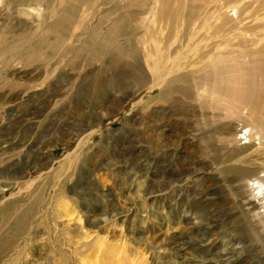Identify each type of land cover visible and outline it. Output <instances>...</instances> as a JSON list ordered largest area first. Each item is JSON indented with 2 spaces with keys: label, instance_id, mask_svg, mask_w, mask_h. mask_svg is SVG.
Segmentation results:
<instances>
[{
  "label": "rangeland",
  "instance_id": "1",
  "mask_svg": "<svg viewBox=\"0 0 264 264\" xmlns=\"http://www.w3.org/2000/svg\"><path fill=\"white\" fill-rule=\"evenodd\" d=\"M79 1L91 11L63 19ZM47 5L43 19L29 13L44 0L0 6V52L32 44L18 64L0 55V229L30 197L40 201L0 264H264V228L252 219L259 210L219 170L228 152L223 113L166 106L143 84L150 72L143 25L129 15L136 7L114 14L107 0ZM108 37H118V50L97 53ZM37 46L47 58L25 62L26 48ZM235 121L248 124L244 114ZM173 190L193 203L200 224L180 212L163 217L162 195Z\"/></svg>",
  "mask_w": 264,
  "mask_h": 264
},
{
  "label": "bare ground",
  "instance_id": "2",
  "mask_svg": "<svg viewBox=\"0 0 264 264\" xmlns=\"http://www.w3.org/2000/svg\"><path fill=\"white\" fill-rule=\"evenodd\" d=\"M50 1L44 0L46 7L40 6L30 12V19L35 16L43 19L45 12L47 15L52 13L51 7L47 5ZM4 2L5 0H0V6H3ZM107 2L115 3L111 9L114 14L136 7V10L132 9V14H130L131 10L128 12L130 16L134 14L132 17L143 25L141 43L145 49L142 51L150 72L149 79L142 82L145 86L151 83L160 91L157 96L159 103L184 110L190 108L193 115L199 109L219 107L222 111L226 122L220 123L221 141L228 152L222 158L219 170L240 183L239 191L251 198V204L259 210L252 219L262 230L264 228V0H107ZM92 7L91 2L79 1L72 12L74 6L70 3L65 7L63 12L66 13L62 18L72 17L78 21L79 17L86 11L88 14ZM120 14L116 15L118 17L115 20L120 24L118 29L121 31L123 24L121 21H124L125 13ZM117 40L118 37L98 40L100 47L97 53L102 54L112 47L113 50H118L116 44L114 45ZM37 41L38 39L34 40ZM43 41L47 49L55 45L51 40L48 43ZM24 45L29 47L32 44L29 43V39L15 41L12 45L10 43V47H6V52H0V55L11 53L14 62H17L16 57L22 52ZM28 47L23 54L24 56L30 54L27 56V61L24 58L25 62L36 64V61L40 62L47 58L44 54L46 51L43 52L45 49L42 50L43 47ZM58 48L60 49L61 46H57ZM123 54L122 52L119 55ZM1 79L3 74L0 75ZM242 114L245 115L247 125L235 121ZM242 140L248 144L243 146ZM163 175L165 179L168 176L165 172ZM175 191L162 195L163 217L168 220V217H176L180 212L183 215L182 220L186 218V222L195 221L200 224V218L193 214L195 211L193 203L187 206V203L178 198ZM30 199L31 201L26 205L15 208L10 226L1 227L0 254L17 242L21 232L26 230L27 221L33 215L36 204L40 202L36 203L37 195ZM167 210L169 213L166 212ZM236 243L239 244L238 241Z\"/></svg>",
  "mask_w": 264,
  "mask_h": 264
}]
</instances>
